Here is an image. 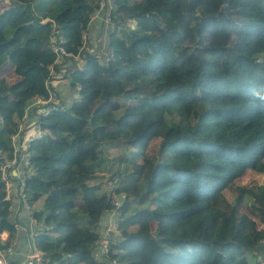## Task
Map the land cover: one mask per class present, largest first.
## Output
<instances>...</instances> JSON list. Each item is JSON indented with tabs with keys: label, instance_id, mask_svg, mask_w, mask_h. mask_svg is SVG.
I'll return each mask as SVG.
<instances>
[{
	"label": "trees",
	"instance_id": "obj_1",
	"mask_svg": "<svg viewBox=\"0 0 264 264\" xmlns=\"http://www.w3.org/2000/svg\"><path fill=\"white\" fill-rule=\"evenodd\" d=\"M100 1L0 0V163L27 111L24 131L42 130L24 177L37 244L58 264H264V184L236 181L264 175V0H184L189 22L173 0ZM98 11L115 23L105 59L90 51ZM53 34L72 54L56 64ZM57 75L78 96L34 105ZM5 189L0 173V231Z\"/></svg>",
	"mask_w": 264,
	"mask_h": 264
},
{
	"label": "crops",
	"instance_id": "obj_2",
	"mask_svg": "<svg viewBox=\"0 0 264 264\" xmlns=\"http://www.w3.org/2000/svg\"><path fill=\"white\" fill-rule=\"evenodd\" d=\"M94 15L91 17V26L88 31V36L89 39L92 40V47L99 50L100 44H97V40L100 41L101 34L108 29V26L104 21L105 16L103 17L102 11H99L98 17ZM107 15H109V12L106 13V16ZM95 43L96 46L94 45ZM104 54L105 53H103V55ZM59 89L65 97V100L68 103L72 102L75 96L74 93H71L70 87L68 85H60ZM8 178L10 186L8 191L5 189V199L11 201L8 217L14 226L12 230L3 229L0 231V238L3 241L7 257L13 264H58L59 260L63 257L59 259L57 258L58 256L55 255V260L52 261L50 256L44 253L36 242L39 225L32 216V212L40 206V200L33 205H29L26 201L21 200L15 173L12 172L8 175ZM104 219L102 221L103 230L107 226L105 224L108 223V221H104ZM100 247L101 246L98 245V248Z\"/></svg>",
	"mask_w": 264,
	"mask_h": 264
},
{
	"label": "built area",
	"instance_id": "obj_3",
	"mask_svg": "<svg viewBox=\"0 0 264 264\" xmlns=\"http://www.w3.org/2000/svg\"><path fill=\"white\" fill-rule=\"evenodd\" d=\"M108 1V0H107ZM100 9L104 5H106V0H101L100 2ZM104 8V7H103ZM99 15V11L95 12V16ZM105 23L109 22L111 23L110 17L107 15L104 18ZM85 38V35H84ZM50 42L52 43V51L55 53V61L54 63H60L62 57L67 56V57H72L71 53H68L64 50L60 44L63 42V39L61 37H57L56 35H51L50 37ZM94 49V48H93ZM90 49V51L96 52L97 57L99 58H104L107 56L108 52L104 54V56H100L98 51L96 49ZM75 59H78V56H74ZM51 75H55L54 70H51ZM68 75L67 76H60L57 75L53 79H47L45 82V86L49 91V95L47 98H41V97H36L35 100L33 101L34 105H43L47 103H53L55 99V92L54 90L56 88H59L60 85H69L67 84L68 82ZM66 81V83H65ZM54 109V106H51L48 110L44 111V114H46L49 110ZM27 111L24 113V116L22 118L23 123L19 126V132L11 136V144L13 146V155L11 159H5V161L0 163V173L2 180L5 182V188L8 191L9 190V178L8 175H10L12 172L15 173L16 178H17V186L19 190V196L20 199L23 201H26V194L24 192V177L28 174L31 173L32 170L29 165V160H28V155H27V149L29 147V143L36 137H40L42 135V130L39 128V126L35 125L32 127V130L29 131H24V128L28 124L25 123L27 121ZM24 132L23 135L21 133ZM27 202V201H26ZM117 204V201H116ZM119 234V232H117ZM101 247L104 248H99L103 251H105L106 245L105 244H100ZM0 264H13L12 261L9 260V258L6 255V250L4 248V244L2 239L0 238Z\"/></svg>",
	"mask_w": 264,
	"mask_h": 264
},
{
	"label": "rangeland",
	"instance_id": "obj_4",
	"mask_svg": "<svg viewBox=\"0 0 264 264\" xmlns=\"http://www.w3.org/2000/svg\"><path fill=\"white\" fill-rule=\"evenodd\" d=\"M101 2V1H100ZM99 2V4H100ZM185 8H186V3L184 0H173L172 4H171V11H172V14L173 16L178 19L179 21L181 22H189L190 21V16L188 13H186L185 11ZM199 13H202V14H205L207 16H214L216 17L219 22H218V25L220 26L221 29L223 28H226L223 24H222V19H223V14L222 13H218L217 10H215L214 8H209V7H205L204 9L201 10V12ZM95 16V15H94ZM99 15H97L96 17H98ZM95 17V18H96ZM221 22V23H220ZM107 26H108V29H106V31L104 33L101 34L100 36V41L97 40V44H100V49L98 51L99 55L100 56H104L103 53H107L109 52V48H108V33L111 31V29L115 26V23L114 22H106ZM96 46V43L94 44ZM94 50V49H93ZM100 58V57H99ZM102 59V58H100ZM4 60L3 58L0 59V63H2ZM5 76L9 82L15 84L19 81V78L17 75H11L9 72H6L5 75L3 74L2 77ZM66 83V81H65ZM67 84H69V82H67ZM69 86V85H68ZM74 91V96L75 98L78 96V87L77 89L75 88ZM165 130V126H162L159 131H158V134L157 136H155L151 141H150V145L151 144H156L158 143L159 140H161V136L163 135V132ZM46 131V132H45ZM44 133H49L51 136L53 137H56V135L54 134V132L48 130V129H45L43 130ZM150 149L147 148L146 149V154L148 155H151L150 153ZM31 171V170H29ZM101 175H104L105 179L107 178V180L103 182L104 186L106 189L108 190H113V185H112V181H113V175L112 173L110 172H107V171H104L103 174ZM237 182H239L240 184H243V185H247L248 183H250L251 181H257L258 183H261V184H264V175H259V174H254V173H250V172H246L240 179L236 180ZM101 182V183H102ZM229 198L231 197L230 195H227ZM246 209H249L252 211L253 207H248V206H245L244 210ZM114 213L113 212H109L107 213V215L105 216V219L104 221H108L106 228L107 230L111 233L112 230L115 231V225L116 223H114ZM110 222V223H109ZM117 233V232H116ZM109 236V234H103V237H107ZM106 245V243H104ZM105 247V246H104ZM102 247V248H104ZM101 248V247H100ZM107 249L108 247L106 246L105 250L104 251V254L107 252ZM107 257V256H106Z\"/></svg>",
	"mask_w": 264,
	"mask_h": 264
},
{
	"label": "clouds",
	"instance_id": "obj_5",
	"mask_svg": "<svg viewBox=\"0 0 264 264\" xmlns=\"http://www.w3.org/2000/svg\"><path fill=\"white\" fill-rule=\"evenodd\" d=\"M252 95L257 97L258 99H264V96H260L259 93L255 92V91L252 93Z\"/></svg>",
	"mask_w": 264,
	"mask_h": 264
},
{
	"label": "water",
	"instance_id": "obj_6",
	"mask_svg": "<svg viewBox=\"0 0 264 264\" xmlns=\"http://www.w3.org/2000/svg\"><path fill=\"white\" fill-rule=\"evenodd\" d=\"M150 15H152V13H150ZM154 15V14H153Z\"/></svg>",
	"mask_w": 264,
	"mask_h": 264
}]
</instances>
